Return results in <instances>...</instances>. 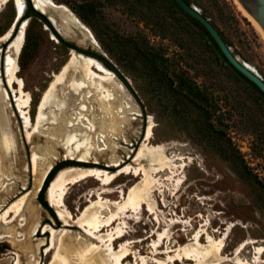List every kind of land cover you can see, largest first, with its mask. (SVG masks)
<instances>
[{
	"label": "rangeland",
	"instance_id": "rangeland-1",
	"mask_svg": "<svg viewBox=\"0 0 264 264\" xmlns=\"http://www.w3.org/2000/svg\"><path fill=\"white\" fill-rule=\"evenodd\" d=\"M53 1L65 4L91 31L96 42L82 40L70 32L62 34L82 49L102 55L104 59L82 52L99 60L115 75L130 109L126 111L127 121L116 131L107 130L106 134L96 131L90 146L79 135L67 138V130L71 134L89 130L85 127L87 105L101 96L94 93L70 102H50L40 111L42 96L54 79V73L61 70L72 51H80L52 37L55 35L40 19H27L25 42L18 56V75L24 80V98L30 96L26 110L32 127L28 128L35 136L28 138V128L10 91L5 110L10 118L15 148L8 152L4 149L0 128V209L29 190L35 207L27 205L22 209V225L20 217L10 225L0 223V264H9V261L13 264V260H18L19 264H34L37 260L38 264H48L55 249L44 252L50 237L48 231L43 233L45 224L58 229L56 242L62 228L68 240L87 239L89 236L80 221L90 220L86 207L91 200L103 189V197L111 201L125 200L130 189L143 179L142 174L124 172L107 185L93 177L69 184L64 202L78 221L65 223L49 202V185L40 195V189L33 183L34 153L36 176L45 171L47 176L51 167L59 165L91 166L109 172L125 165H142L150 172L156 160L135 158L148 124L153 129L151 144L165 147L163 153L167 161L163 169L153 174L157 183L152 186L148 202L139 211H125L112 205L103 210V214L117 211L126 222L123 235L115 242L118 246L125 239L134 240L132 249L136 258L131 254L126 261L196 264L194 259H167L176 247L193 242L199 231L202 243H206V233L223 240L222 252L229 257L243 241L253 240L243 250V256L253 260L257 248H264V97L240 78L201 35V30L185 21L168 0H160L159 4L160 12L167 19L164 23L139 14L133 0H95L93 12L82 9L83 0ZM191 3L215 23L232 52L264 79V32L238 1L191 0ZM39 9L50 14L48 8ZM76 10L83 11L86 21ZM15 18L14 2L0 0L2 59L8 45L5 44L4 49L2 46L12 34L8 38L3 35ZM136 45L155 49L161 61L158 74L151 73L145 63L135 57ZM1 71V86L5 88L4 63ZM170 79L176 91L165 84ZM62 85L65 82H56L54 86ZM196 104L203 106L204 114H200ZM40 112L46 117L38 118ZM56 115L60 122L53 120ZM78 117L85 121H79ZM6 182L14 187L6 191L3 188ZM132 202L135 199L132 198ZM148 203L153 205V213ZM36 238H45L38 252L35 251ZM154 242L158 243V253ZM78 247L79 255L84 246ZM61 254L68 255L65 251ZM71 257L67 264L87 262L78 256ZM103 257L99 256L101 264H110ZM223 264L235 263L227 260Z\"/></svg>",
	"mask_w": 264,
	"mask_h": 264
},
{
	"label": "bare ground",
	"instance_id": "bare-ground-1",
	"mask_svg": "<svg viewBox=\"0 0 264 264\" xmlns=\"http://www.w3.org/2000/svg\"><path fill=\"white\" fill-rule=\"evenodd\" d=\"M2 1L8 2L10 0ZM12 1L15 4L16 17H21L25 11V0H19V2H17V0ZM33 2L38 9L39 7L42 9H49L50 14L47 15L44 11L43 12L49 16L51 23L60 35L63 36L62 33L65 34L70 32L81 37L82 40L96 42L88 27L85 26L65 4L55 3L53 0H33ZM247 14L249 15L248 12ZM27 19L28 18L23 19L15 34H12L14 26V24H12L3 35L4 38H8L9 35L12 34L10 39L8 38L7 41H5L8 46L4 58L2 59L0 57V74L2 73L1 67L4 63V74L6 77L5 88L1 86L0 78V128L4 138V149L7 152L12 151L15 148L14 134L10 128V118L5 110L6 102L8 101L7 99L10 97V91L13 92L16 107L21 112L20 114H22L24 126L27 128L28 126H30V128L32 127L31 116L26 110L29 105L28 102L30 101V96L28 95L24 98V80L18 75V56L25 42L26 26L28 23ZM52 37L55 38V36ZM56 82H65V85L57 86L55 88L54 85ZM14 84H16L17 87H15ZM94 93H98L101 97L97 100H93L91 103L89 102L87 105L88 112L85 120L88 124L85 127L89 130L83 129L79 130L78 133L72 132V134L67 130V138L72 139L75 138L76 135H79L83 138V142L90 146L91 138L96 134V131L100 130L103 134H106L107 130L114 132L119 128L118 126L120 124H124L127 121L126 111L130 109V107L124 102L125 94L122 85L116 80L115 75L99 60L90 55L83 54L82 52L76 53L72 51L71 57L62 66L61 70L54 73V79L45 90L39 108L41 111V108H43L46 103H57L58 101L70 102V100L79 99L80 96L83 98L90 97ZM38 114V118L46 117L41 112ZM53 120L60 122L61 119L56 115L53 117ZM78 120L82 121L84 119L83 117H78ZM29 130V128L26 130L27 136L31 139L35 136V132H30ZM152 133V125L148 124L142 144L135 155V158L151 157L153 161H157L151 165L150 172H148L142 165H125L112 172L91 166H67L57 171L48 186V199L50 204L55 207L58 216L64 220L65 223L78 221V219L73 217L71 211L64 202V195L69 184L86 177H93L100 180L102 184L107 185L115 177L124 172H129L134 175L142 174L143 179L142 181L140 180L141 182L135 185V187L131 186L132 189H130L129 195L125 200L111 201L107 197H103L102 193L105 192L104 189L101 190L96 199L91 200V204L86 207L90 214V220L80 221L83 229L89 236L87 239L78 237L79 239H77V241L68 240V236H63L66 233V230L62 228V235L58 238V242H56L55 240L58 229L49 224H45L43 233L48 231L50 237L49 242L45 245L44 252L46 254L53 248L55 249L52 259L48 264H67L71 256H78L79 259L84 262L87 261L85 264H101L102 262L99 259V256L101 255H103V258L109 261L110 264H132V262L126 261V258L131 254L136 258V254L132 249L134 240L125 239L121 241L118 246L115 245L117 239L123 235V228L125 227L126 222L121 220V216L117 211L103 214V210L105 208H110L112 205L125 211H132V209L139 211L143 209L144 203L148 202L147 197L153 191L152 186L157 183L155 182L156 179L153 177V174L157 173L158 170L163 169L167 162L165 161L166 155L163 153L165 147L162 145L151 144L150 139ZM158 158L161 160L160 165H158ZM35 159L36 154L34 153L32 156V173L35 174L33 183L34 185H37L39 190L46 176V171L42 172L40 176H36ZM1 168L2 166L0 165V174ZM13 187L14 186L9 185L7 182L3 186V188L7 189L6 191ZM31 193V190L24 192L0 209V223L3 225H10L15 219H18L21 216V211L25 206L30 205L35 207L30 196ZM132 198L135 199V202H132ZM148 209L152 213L154 212L153 205L150 203H148ZM118 211H120V209ZM19 220L22 225L23 218L20 217ZM116 221H118L117 225L114 226ZM199 232L195 233L193 242H188L176 247L174 249V254L168 256L167 261L175 259H194L196 264H223L227 260H233L235 264H264V257L262 256L264 251L263 247L257 248L253 260L243 256V250L249 243L254 242L253 240L248 239L243 241L236 248L235 252H233L234 255L229 257L222 252L224 246L223 240L214 239L210 234L206 233V243H202L201 234ZM44 243L45 238L37 239L35 242V251L38 252ZM78 245L84 246V248H81L79 255L76 253L80 248ZM154 246L157 248L156 252L158 253V243L154 242ZM60 251H65L69 256L61 254L62 252L60 253ZM34 264H38V260ZM133 264L142 263L134 261ZM156 264H166V261H159Z\"/></svg>",
	"mask_w": 264,
	"mask_h": 264
},
{
	"label": "water",
	"instance_id": "water-1",
	"mask_svg": "<svg viewBox=\"0 0 264 264\" xmlns=\"http://www.w3.org/2000/svg\"><path fill=\"white\" fill-rule=\"evenodd\" d=\"M173 1H175L183 11H185L188 15L198 20L205 27V29L213 37V39L215 40V42L217 43V45L219 46L220 50L225 55L227 60L230 62V64L233 65L245 77L251 80L264 93V79L258 74L256 70H253L252 68L247 66L244 61H241L232 52L229 45L227 44V42L225 41L219 30L216 28V26L212 23V21L208 17H206L192 3H188L186 0H173ZM237 1L249 13V15L254 19V21L260 26V28L264 32V0H237ZM24 8L28 16L22 15L21 17L15 18L13 23L14 26H13L12 34H15V32L18 30L23 19L29 17H36L41 21H43L44 26H46L47 29H50L52 33L55 35V37L58 39V41L63 43L67 47L74 48L77 51L88 53L93 56L104 59L102 55L98 53L87 51L85 49H82L75 43L67 41L62 35H60V33H58L54 25L51 23L49 16H47L43 11L39 10L36 7L33 0H25ZM5 44L7 43L3 44L2 46L3 48Z\"/></svg>",
	"mask_w": 264,
	"mask_h": 264
},
{
	"label": "trees",
	"instance_id": "trees-1",
	"mask_svg": "<svg viewBox=\"0 0 264 264\" xmlns=\"http://www.w3.org/2000/svg\"><path fill=\"white\" fill-rule=\"evenodd\" d=\"M168 1L177 12L183 15L185 21L187 20V22L191 23L192 25L196 26L197 28L201 30V35L207 39L208 43H210L213 46V48L219 53V55L223 58V60L237 72L240 78L243 79L248 84H250L254 89H256L264 97V93L251 80L245 77L233 65L230 64V62L227 60V58L222 53L219 46L217 45L213 37L210 35V33L205 29V27L198 20H196L192 16L188 15L185 11H183L175 1L173 0H168ZM186 1L188 3H191V0H186ZM132 2L134 3L136 7V11L139 12V14L148 15L156 23H160V22L164 23V21H167L166 17L160 12V8H159L160 0H133ZM94 5H95V0H83L81 3V7L83 10L85 9L86 11H92V12L95 10ZM75 12L83 21H86V15L83 13V11L76 10ZM213 24L215 25V23ZM216 28L219 30L217 26ZM219 32L223 36L220 30ZM25 37H26V34H25ZM134 48H135V57L141 60L142 62H144L146 67L151 71V73L158 74L161 61L158 58V54L155 53V49L148 47V46L139 47L137 45ZM165 78L166 77H163L164 81H165ZM165 84L169 87L170 90H173V91L177 90L176 87H174L173 85L172 79H170V81L168 83L166 82ZM198 108L201 111L200 114L201 113L204 114V109L201 104L198 105ZM63 164H72V163H63ZM63 166L64 165H59V166H54L53 168H51V170L48 172L45 178V182L43 186L40 188V193H39L40 195H43V190L47 187V185H49L48 184L50 183L49 181H51L54 178V176L56 175L55 173L61 168H63ZM43 202L44 204H47L44 199H43Z\"/></svg>",
	"mask_w": 264,
	"mask_h": 264
},
{
	"label": "flooded vegetation",
	"instance_id": "flooded-vegetation-1",
	"mask_svg": "<svg viewBox=\"0 0 264 264\" xmlns=\"http://www.w3.org/2000/svg\"><path fill=\"white\" fill-rule=\"evenodd\" d=\"M24 15H25V16H26V15L28 16V14H27L26 11H24ZM7 263H8V261H7ZM9 264H10V261H9ZM13 264H19V261H17V260L14 261V260H13Z\"/></svg>",
	"mask_w": 264,
	"mask_h": 264
},
{
	"label": "snow or ice",
	"instance_id": "snow-or-ice-1",
	"mask_svg": "<svg viewBox=\"0 0 264 264\" xmlns=\"http://www.w3.org/2000/svg\"><path fill=\"white\" fill-rule=\"evenodd\" d=\"M17 2H19V0H17Z\"/></svg>",
	"mask_w": 264,
	"mask_h": 264
}]
</instances>
